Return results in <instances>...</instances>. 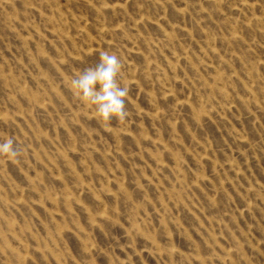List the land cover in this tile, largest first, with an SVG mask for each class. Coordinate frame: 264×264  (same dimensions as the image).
<instances>
[{"label": "rangeland", "instance_id": "374dc122", "mask_svg": "<svg viewBox=\"0 0 264 264\" xmlns=\"http://www.w3.org/2000/svg\"><path fill=\"white\" fill-rule=\"evenodd\" d=\"M101 51L124 122L70 87ZM8 137L0 264H264V0H0Z\"/></svg>", "mask_w": 264, "mask_h": 264}, {"label": "clouds", "instance_id": "9594fccd", "mask_svg": "<svg viewBox=\"0 0 264 264\" xmlns=\"http://www.w3.org/2000/svg\"><path fill=\"white\" fill-rule=\"evenodd\" d=\"M121 70L122 62L115 53L101 51L95 67L85 69L70 81L74 96L94 106L98 118L104 122H110L113 118L124 122L129 115L126 109L129 88L127 85L122 87L117 80ZM22 153L23 149L17 146L13 137L0 142V157L9 162L18 163Z\"/></svg>", "mask_w": 264, "mask_h": 264}]
</instances>
